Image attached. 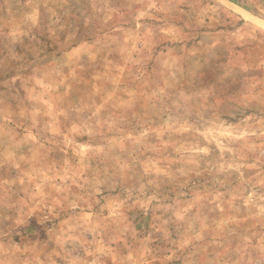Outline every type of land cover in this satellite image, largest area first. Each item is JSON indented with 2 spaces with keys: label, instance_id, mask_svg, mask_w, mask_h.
Masks as SVG:
<instances>
[{
  "label": "rangeland",
  "instance_id": "rangeland-1",
  "mask_svg": "<svg viewBox=\"0 0 264 264\" xmlns=\"http://www.w3.org/2000/svg\"><path fill=\"white\" fill-rule=\"evenodd\" d=\"M0 264H264V0H0Z\"/></svg>",
  "mask_w": 264,
  "mask_h": 264
}]
</instances>
